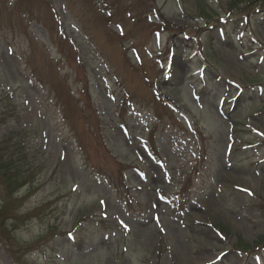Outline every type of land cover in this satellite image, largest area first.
I'll return each mask as SVG.
<instances>
[{"label":"rangeland","instance_id":"1","mask_svg":"<svg viewBox=\"0 0 264 264\" xmlns=\"http://www.w3.org/2000/svg\"><path fill=\"white\" fill-rule=\"evenodd\" d=\"M0 264H264V0H0Z\"/></svg>","mask_w":264,"mask_h":264},{"label":"clouds","instance_id":"2","mask_svg":"<svg viewBox=\"0 0 264 264\" xmlns=\"http://www.w3.org/2000/svg\"><path fill=\"white\" fill-rule=\"evenodd\" d=\"M11 223V220L7 222L8 225H11ZM46 229V224L41 222L38 218L32 217L29 221L25 222L22 227L15 229L13 235L21 244H28L35 238L43 235Z\"/></svg>","mask_w":264,"mask_h":264}]
</instances>
